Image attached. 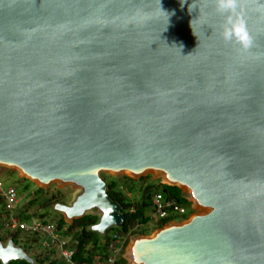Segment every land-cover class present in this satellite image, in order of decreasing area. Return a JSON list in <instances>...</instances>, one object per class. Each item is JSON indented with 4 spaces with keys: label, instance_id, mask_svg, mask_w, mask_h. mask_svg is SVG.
Wrapping results in <instances>:
<instances>
[{
    "label": "water",
    "instance_id": "water-1",
    "mask_svg": "<svg viewBox=\"0 0 264 264\" xmlns=\"http://www.w3.org/2000/svg\"><path fill=\"white\" fill-rule=\"evenodd\" d=\"M212 4L0 0V166L78 190L51 207L95 210L100 236L124 218L101 173L150 172L200 209L131 237L127 264H264V16L242 53Z\"/></svg>",
    "mask_w": 264,
    "mask_h": 264
},
{
    "label": "trees",
    "instance_id": "trees-1",
    "mask_svg": "<svg viewBox=\"0 0 264 264\" xmlns=\"http://www.w3.org/2000/svg\"><path fill=\"white\" fill-rule=\"evenodd\" d=\"M102 178L105 182L106 193L111 200L115 201L119 205L120 212L123 214L124 218L120 227L110 226L106 228L103 236H100L96 232L88 229V226L95 223L98 219L95 213L87 212L82 217L71 220L68 224L70 227H68L66 231L69 232L72 229L74 235L78 239L77 251L73 257V259L77 263H80L81 261H86L87 263H89L92 259V256H102V252H104L105 245L110 237V234H107V229L111 227H115V233H119L122 235H137L148 233V231L150 230L147 226L149 211L147 213L146 211L148 210L147 208H149L150 205L149 196L152 190L162 191L165 193V195L175 197L180 205L187 208L188 212L192 211L190 203L186 199V195H184V193H182L180 189L175 186L160 183L158 180L147 181L144 177H138L135 179L127 177L125 175H121L113 176L112 178L110 177L111 179L109 178L108 180H105L103 176ZM21 181H23V184L17 190L18 194L28 189V183H31L25 178H22ZM143 183L144 185H142ZM124 189H128L131 195H125L123 192ZM34 194L35 196H31V198L24 203L23 207L18 210V219L27 220L31 217H35V211L32 212L29 210L30 207L35 204L39 207V210L40 207H43L45 204H53L55 202H58L57 200H59L60 197H63V194H61L59 189H56L55 187H52L51 189H42L41 187H35L32 195ZM1 206L2 207L0 208V211H2L0 212V214L4 209L3 201ZM42 214H44V212H42L41 215ZM184 218H186V216H184ZM44 220L50 221L46 218H44ZM55 223L56 228L64 224L62 215L58 214ZM164 224L165 222H160L158 223V227H161ZM6 233L9 234L7 240L11 239L14 245L21 244L23 250L26 252V247L29 248V246L26 242H23L21 238H17V236H19L20 234H11L7 231ZM6 237L7 234L3 233L2 223L0 220V241H4ZM51 255L52 251H44L40 249L37 255H29L32 258V262H28L24 259H14L9 260L8 264H44L45 260ZM58 262L59 263H57L55 260H50L47 264H62L61 261ZM0 264L2 263L0 262ZM118 264L127 263L123 258H119Z\"/></svg>",
    "mask_w": 264,
    "mask_h": 264
},
{
    "label": "built area",
    "instance_id": "built-area-1",
    "mask_svg": "<svg viewBox=\"0 0 264 264\" xmlns=\"http://www.w3.org/2000/svg\"><path fill=\"white\" fill-rule=\"evenodd\" d=\"M32 194L33 190L29 188L18 194L15 185L8 183L2 186L0 181V198L4 205L0 220L5 231L20 234L17 236L18 239L22 235L36 236L40 248L44 251H52V255L62 264H118V259L123 258L122 250L127 235L113 232L101 257L94 255L89 263L75 262L73 257L77 251L78 239L72 229L69 232L66 231L70 227L68 225L70 221L63 217L64 224L56 228V223L52 220L45 221L40 217H31L27 220L17 218L18 210L31 198ZM149 203L147 223L156 227L160 222L175 221L177 218L183 219L184 216L190 215L187 208L180 205L175 197L165 195L162 191L152 190Z\"/></svg>",
    "mask_w": 264,
    "mask_h": 264
},
{
    "label": "clouds",
    "instance_id": "clouds-1",
    "mask_svg": "<svg viewBox=\"0 0 264 264\" xmlns=\"http://www.w3.org/2000/svg\"><path fill=\"white\" fill-rule=\"evenodd\" d=\"M212 6L214 11L224 18L220 26L221 39L226 44L236 46L237 50L242 53L250 52L255 47L256 38L252 35L248 27V13L251 11L264 16V3H261L260 0H213ZM259 55H264V53ZM170 222H176V220L165 222V224ZM157 228L160 227L157 226ZM19 258H21L20 250L11 243L7 247L0 245V261L3 264H8L9 260Z\"/></svg>",
    "mask_w": 264,
    "mask_h": 264
},
{
    "label": "rangeland",
    "instance_id": "rangeland-1",
    "mask_svg": "<svg viewBox=\"0 0 264 264\" xmlns=\"http://www.w3.org/2000/svg\"><path fill=\"white\" fill-rule=\"evenodd\" d=\"M10 169L4 167V166H0V181H1V185L2 186H5L6 184L8 183H11L13 185H15L16 189L18 190L19 187L23 184V181H21V176L19 174H17L15 171H9ZM127 177H131V178H138V176H134L132 177L133 175H129V174H123ZM101 176L104 177L105 180H108L110 177L112 178L113 176H121V175H111L109 173H101ZM156 175H152L150 172H146V173H143L141 174L139 177H144L147 181H151V180H158L160 182V178H155ZM110 178V179H111ZM29 185V190H34L35 189V185H33V183H28ZM144 185V183L142 184ZM52 187H55L56 189H59V191L61 192V194H63V197H60L59 200H57L58 202L62 203V204H71V202L73 201V199L75 198V195L78 193V190L74 189L73 187H70V186H62V185H59V184H56V183H51L49 185H46L45 188H52ZM45 188H42V189H45ZM127 188V186H126ZM124 194L129 196L131 195V193L129 192L128 189H124ZM182 193H184V195L188 197V195L184 192V191H181ZM32 197L35 196L34 195H31ZM190 199V198H189ZM190 204L192 205V211L190 212V215L194 214L195 211H200L199 208H196V210H194V204L191 203L190 201ZM2 201H1V198H0V208L2 207ZM190 205V207H191ZM52 204H45L43 207H40V209L38 210V206L33 205L32 207H30V211L34 212L35 211V217H40V218H46L48 220H52V221H55L57 219V216L58 214L61 215V213L57 212L56 210L52 209ZM23 207V206H22ZM148 210L146 211V213L149 211L150 207L147 208ZM2 211V210H1ZM0 211V212H1ZM44 212V214L41 215V213ZM93 212H96L95 210L91 211V213ZM96 217L98 218V214H95ZM180 219L177 218L176 221H179ZM147 226L149 227V231L148 233L146 234H137V235H150L152 234L155 230H157L158 228L153 225V224H150L148 223ZM3 230V233L4 234H7V237L4 239V241L2 242H6L7 238L9 237V234L6 233V231L2 228ZM115 231V227H111L109 229H107V234H111ZM136 234H133V235H127V238H126V243H125V246H124V249L122 250V255L124 256V252H125V249L127 247V244L129 242V240L131 239V237L133 236H137ZM19 238H21V240L23 242H26L27 245L29 246V248L26 247V252L28 255H37V253L39 252V250L41 249L40 246H39V242H38V239L37 237H32V236H28V235H22L20 236ZM102 239V238H101ZM103 253V252H102ZM50 260H55V261H58L53 255H51L50 257H48L44 264H47ZM59 263V262H57Z\"/></svg>",
    "mask_w": 264,
    "mask_h": 264
},
{
    "label": "bare ground",
    "instance_id": "bare-ground-1",
    "mask_svg": "<svg viewBox=\"0 0 264 264\" xmlns=\"http://www.w3.org/2000/svg\"><path fill=\"white\" fill-rule=\"evenodd\" d=\"M164 180H165V181H168V182H170V180H168V179H167V178H165V177H164ZM184 189L186 190V188H184Z\"/></svg>",
    "mask_w": 264,
    "mask_h": 264
}]
</instances>
